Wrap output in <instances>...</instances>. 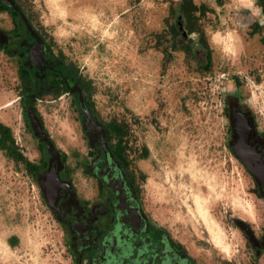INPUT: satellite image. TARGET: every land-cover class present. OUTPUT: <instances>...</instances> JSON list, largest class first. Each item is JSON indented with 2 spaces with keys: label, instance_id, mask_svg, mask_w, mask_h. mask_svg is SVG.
I'll list each match as a JSON object with an SVG mask.
<instances>
[{
  "label": "rangeland",
  "instance_id": "rangeland-1",
  "mask_svg": "<svg viewBox=\"0 0 264 264\" xmlns=\"http://www.w3.org/2000/svg\"><path fill=\"white\" fill-rule=\"evenodd\" d=\"M183 1L58 0L51 9L24 0L81 73L90 107L109 140L120 141L158 228L200 264H264L251 228L260 224L261 203L231 147L238 105L264 133V0H192L206 5L205 15L186 12ZM0 21L11 26L6 15ZM21 65L0 48V123L35 170L0 150V264H85L46 203L36 170L54 148L84 183L94 139L64 93L37 103L48 140L36 135ZM204 214L222 229V248Z\"/></svg>",
  "mask_w": 264,
  "mask_h": 264
},
{
  "label": "flooded vegetation",
  "instance_id": "flooded-vegetation-1",
  "mask_svg": "<svg viewBox=\"0 0 264 264\" xmlns=\"http://www.w3.org/2000/svg\"><path fill=\"white\" fill-rule=\"evenodd\" d=\"M12 2L0 0V20L6 15L11 25L5 27L0 21L4 36L0 48H8L22 61L20 73H27L20 78L28 102L37 113L38 102L59 99L63 93L70 95L71 105L80 111L84 127L94 139L96 154L86 168L84 183L54 148L36 170L45 201L68 232L80 262L200 264L147 213L130 164L118 147L120 141L114 145L109 140L105 125L90 107L81 73L37 27L24 0ZM84 108L90 119L85 117ZM232 128V150L261 203L260 224L251 228L256 250L264 251V133L253 113L239 105L233 111Z\"/></svg>",
  "mask_w": 264,
  "mask_h": 264
},
{
  "label": "trees",
  "instance_id": "trees-1",
  "mask_svg": "<svg viewBox=\"0 0 264 264\" xmlns=\"http://www.w3.org/2000/svg\"><path fill=\"white\" fill-rule=\"evenodd\" d=\"M218 2L222 4L221 0H218ZM183 3L184 6L182 5V9L186 12L191 11L193 13H200L204 15L207 13L206 5L197 6L192 2V0H184ZM172 48L177 49V45L175 42L172 45ZM26 73L27 72L22 71L20 73L21 78L24 79ZM0 150L5 151L14 161L26 164L28 170H30L31 172L35 171L34 165L28 162V160L22 155V153L16 146V141L11 129L2 123H0Z\"/></svg>",
  "mask_w": 264,
  "mask_h": 264
},
{
  "label": "bare ground",
  "instance_id": "bare-ground-1",
  "mask_svg": "<svg viewBox=\"0 0 264 264\" xmlns=\"http://www.w3.org/2000/svg\"><path fill=\"white\" fill-rule=\"evenodd\" d=\"M44 1H45V4L51 9H54L56 4H57V2H58V0H44ZM75 2H77V1H75ZM231 46H236V41H231L230 45H229V48ZM146 167H147L146 164L143 162V168L145 169ZM250 216L253 217L255 215L253 213V215H250ZM203 217H204V219H205V221L207 223L208 232H209V234H210V236L212 238V241L214 242L215 246H217L218 248H222L223 247V236H224V233H223L222 229L214 221V219L210 218L209 216H207L205 214L203 215Z\"/></svg>",
  "mask_w": 264,
  "mask_h": 264
},
{
  "label": "water",
  "instance_id": "water-1",
  "mask_svg": "<svg viewBox=\"0 0 264 264\" xmlns=\"http://www.w3.org/2000/svg\"><path fill=\"white\" fill-rule=\"evenodd\" d=\"M3 2L7 3V4H12V0H2ZM4 38L3 34L0 33V41H2ZM3 43V42H2ZM84 114L85 117L90 119V115L88 114L87 110L84 108ZM28 116L31 120L32 123V127L36 133V135L42 140V141H47L48 140V135L46 133V131L44 130V126L43 123L40 119V117L38 116V114L36 113L35 109L33 107H30L28 109ZM239 226L241 227V229L246 230V228L244 227V223L239 222Z\"/></svg>",
  "mask_w": 264,
  "mask_h": 264
}]
</instances>
